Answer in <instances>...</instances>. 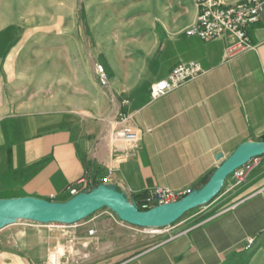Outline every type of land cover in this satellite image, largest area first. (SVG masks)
Masks as SVG:
<instances>
[{"label":"crops","instance_id":"obj_1","mask_svg":"<svg viewBox=\"0 0 264 264\" xmlns=\"http://www.w3.org/2000/svg\"><path fill=\"white\" fill-rule=\"evenodd\" d=\"M152 1L140 20L121 27L142 29L144 37L125 44L118 35L107 60L77 52L82 23L21 24L8 36L0 20V198L65 201L81 177L98 179L109 170V184L130 198L157 187L185 193L205 183L223 161L219 153L227 157L244 141L264 140V10L249 29L253 47L229 57L230 37L185 33L196 22L194 0ZM190 60L203 72L153 99L151 86ZM102 62L113 72L108 88L96 73ZM122 107L141 131L135 145L114 135ZM213 200L154 240L118 230L100 213L86 222L96 236L82 228L74 235L79 252L95 255L82 264H264V155L244 182H225ZM17 225L0 230V264H48L64 234Z\"/></svg>","mask_w":264,"mask_h":264},{"label":"rangeland","instance_id":"obj_2","mask_svg":"<svg viewBox=\"0 0 264 264\" xmlns=\"http://www.w3.org/2000/svg\"><path fill=\"white\" fill-rule=\"evenodd\" d=\"M6 6L4 7L6 11L0 13V20L6 23L8 28H5L3 31L6 35H10L11 32L16 31V29H12L13 26H20L24 24V27H33L38 26L39 22H78L82 23L83 29L82 34L79 35V40L75 43L76 50L78 53L81 52V48L86 49L84 52L97 54L103 59L107 60L109 56L110 49L114 44V38L118 35L120 37H125L124 42L127 44L128 37L131 39H135L136 41L141 40L144 37V30H128L126 28H121L123 26V21H132V20H140L142 15L145 14L146 10L150 8L149 0H6ZM152 5H157L155 0L152 1ZM25 31V29H23ZM45 31V30H40ZM47 31V30H46ZM58 34H53V36H62L65 32L64 29L59 30ZM124 32V34H122ZM128 32L131 33L129 36ZM38 35V34H37ZM33 37L36 34L32 35ZM81 37V39H80ZM127 46V45H126ZM57 51L61 54L63 53V46H59ZM126 53L127 49L124 50ZM102 64L104 67H107L110 72V78L105 88H108L110 84V80L113 76L112 69L106 63H96ZM127 104V103H126ZM127 108L122 107L121 112L127 113ZM233 176H229L226 179V182L230 181ZM214 200L210 203L193 209L187 212L183 217L177 220L174 224L166 227H161L159 229L153 228H144L131 225L119 219V217L110 209L104 207L86 219L73 224V225H65V227H52L51 224H40L31 221L20 220L16 223L7 225L5 228H16L19 223L27 224L28 227L38 226L43 227L48 230L57 231L60 234H64L67 236H63L61 238V242L54 249L56 252H59L63 255V261L67 263V261L72 259V263L82 264L85 262H90L95 257L93 253L89 252H79V241L74 238L76 230L82 228L85 230L88 236H96L94 233V228L86 225V222L94 216H97L100 213H103L106 223L114 224V227L118 230H128L129 232H138L143 236H148L149 234L152 236V239H160L158 236H162L166 231L170 230L173 225H175L178 221L186 218L190 215H195L198 211L206 212L207 207L212 206ZM25 226V225H23ZM1 229V230H3ZM93 231L92 233L90 232ZM133 238V237H132ZM95 243L90 244V248H92ZM67 250L71 251L67 253Z\"/></svg>","mask_w":264,"mask_h":264},{"label":"water","instance_id":"obj_3","mask_svg":"<svg viewBox=\"0 0 264 264\" xmlns=\"http://www.w3.org/2000/svg\"><path fill=\"white\" fill-rule=\"evenodd\" d=\"M264 155V140H247L223 159L209 179L176 201L140 210L128 195L112 184L100 183L65 201L48 200L35 196L0 198V230L20 220L40 224L73 225L106 207L119 219L134 226L161 228L174 224L187 212L210 203L222 190L229 176Z\"/></svg>","mask_w":264,"mask_h":264},{"label":"built area","instance_id":"obj_4","mask_svg":"<svg viewBox=\"0 0 264 264\" xmlns=\"http://www.w3.org/2000/svg\"><path fill=\"white\" fill-rule=\"evenodd\" d=\"M194 1L198 6V14L196 22L185 31L188 36H196L202 40L230 37L231 41L227 47L229 57L239 55L253 47L249 29L260 20L264 10V0H241L233 4H226L223 0ZM202 72L203 68L197 61L190 60L178 63L165 78L158 80L151 86V96L153 99L160 98L184 82L197 77ZM96 73L99 82L103 86L106 85L109 80V73L106 68L102 64H97ZM123 103L126 104L128 101L124 100ZM147 131L150 132L151 128H148ZM114 135L118 139L135 145L140 139L141 131L130 123L127 113L121 112L120 125L115 128ZM256 160L257 158L252 159L232 174L236 184H240L246 180L247 173ZM111 173L112 170H109L108 174L98 179L85 175L74 185L69 186L67 190L72 197L81 191L90 190L100 183L109 184L111 182ZM190 191L182 193L157 187L152 191L146 192L139 201V205L145 210L158 204L176 201ZM51 225L65 227L62 224ZM90 232L92 233L93 231L90 230ZM249 242L252 243L253 238H249ZM47 263L64 264V261L59 252L53 251Z\"/></svg>","mask_w":264,"mask_h":264},{"label":"trees","instance_id":"obj_5","mask_svg":"<svg viewBox=\"0 0 264 264\" xmlns=\"http://www.w3.org/2000/svg\"><path fill=\"white\" fill-rule=\"evenodd\" d=\"M209 177H210V176H209ZM209 177L206 179V181L209 179ZM206 181H205V182H206ZM144 194H145V193H144ZM144 194H142V195H133L131 198L128 196V198H129L130 201H134V202H136L138 208H139L140 210H143V209L141 208V206L139 205V201L141 200V198L143 197Z\"/></svg>","mask_w":264,"mask_h":264},{"label":"bare ground","instance_id":"obj_6","mask_svg":"<svg viewBox=\"0 0 264 264\" xmlns=\"http://www.w3.org/2000/svg\"><path fill=\"white\" fill-rule=\"evenodd\" d=\"M93 234V233H92Z\"/></svg>","mask_w":264,"mask_h":264}]
</instances>
